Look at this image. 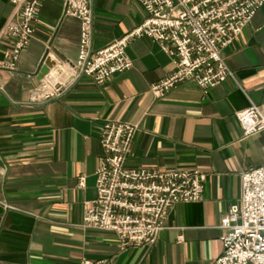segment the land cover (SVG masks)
<instances>
[{
    "label": "crops",
    "instance_id": "obj_1",
    "mask_svg": "<svg viewBox=\"0 0 264 264\" xmlns=\"http://www.w3.org/2000/svg\"><path fill=\"white\" fill-rule=\"evenodd\" d=\"M90 4L93 52L146 16L138 0ZM13 11L0 0V32ZM80 42V21L64 0H43L14 70L1 65L11 44L0 40V264H212L224 250L222 218L240 200L241 173L264 166V130L245 137L237 118L252 105L264 114V5L223 51L232 76L213 88L186 81L155 96L152 84L175 65L160 42L142 36L127 48L129 70L102 84L82 76L61 96L32 102L42 67L76 61ZM112 121L139 125L127 167L207 174L203 197L174 205L152 248L122 250L114 233L82 226L85 201L97 195L100 135Z\"/></svg>",
    "mask_w": 264,
    "mask_h": 264
},
{
    "label": "built area",
    "instance_id": "obj_2",
    "mask_svg": "<svg viewBox=\"0 0 264 264\" xmlns=\"http://www.w3.org/2000/svg\"><path fill=\"white\" fill-rule=\"evenodd\" d=\"M65 13L79 19L81 42L76 61H64L33 88L30 99L45 103L61 96L82 76L104 83L129 70L133 62L127 48L138 37L160 42L172 56L173 72L152 84L151 91L164 97L177 85L194 81L208 90L232 76L223 55L264 5V0H138L143 21L110 45L93 52V11L90 0H64ZM14 11L0 32L10 49L1 65L14 70L35 34L43 0H11ZM245 137L264 130L258 105L237 113ZM139 125L112 121L101 132L104 151L96 171L97 195L85 201L82 226L114 233L122 250L152 248L165 227L170 210L180 202L199 201L207 174L199 168H129L126 160ZM264 149V147H263ZM240 200L222 218L227 229L224 250L212 264H264V166L241 173ZM85 176L80 177L84 186ZM81 264H113L111 258L83 260Z\"/></svg>",
    "mask_w": 264,
    "mask_h": 264
},
{
    "label": "water",
    "instance_id": "obj_3",
    "mask_svg": "<svg viewBox=\"0 0 264 264\" xmlns=\"http://www.w3.org/2000/svg\"><path fill=\"white\" fill-rule=\"evenodd\" d=\"M49 71H50V67L48 65L43 66L40 71V78H42L44 75L49 73Z\"/></svg>",
    "mask_w": 264,
    "mask_h": 264
}]
</instances>
